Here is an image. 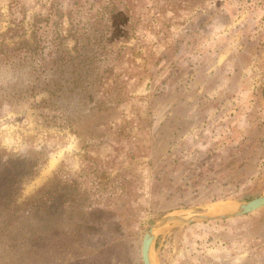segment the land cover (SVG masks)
I'll list each match as a JSON object with an SVG mask.
<instances>
[{"label":"rangeland","instance_id":"1","mask_svg":"<svg viewBox=\"0 0 264 264\" xmlns=\"http://www.w3.org/2000/svg\"><path fill=\"white\" fill-rule=\"evenodd\" d=\"M0 56V159L42 162L19 200L57 178L82 205L38 264H143L157 218L264 194V0H0ZM152 260L264 264V206L169 225Z\"/></svg>","mask_w":264,"mask_h":264},{"label":"trees","instance_id":"2","mask_svg":"<svg viewBox=\"0 0 264 264\" xmlns=\"http://www.w3.org/2000/svg\"><path fill=\"white\" fill-rule=\"evenodd\" d=\"M58 17V13L51 10L49 16L42 20L44 27L54 25L50 37L54 42L58 38L56 30L54 32ZM41 164L21 155L0 159V249L15 255L11 257L6 254L5 257L1 254V260L38 264L46 230L55 236L58 230H62L60 225L66 223V218L72 219L75 206H82L77 182L72 181L73 187H60L57 178L52 180L51 186H43L34 196L19 200L22 184L34 177Z\"/></svg>","mask_w":264,"mask_h":264},{"label":"water","instance_id":"3","mask_svg":"<svg viewBox=\"0 0 264 264\" xmlns=\"http://www.w3.org/2000/svg\"><path fill=\"white\" fill-rule=\"evenodd\" d=\"M214 205V204H213ZM264 206V194L254 198L222 203L214 205L211 210L202 211L207 206L190 207L182 212L169 213L157 218L145 231L141 241V260L143 264H154L152 260V250L154 240L159 232L169 225H184L192 222L225 219L238 217L253 212ZM193 211V212H191Z\"/></svg>","mask_w":264,"mask_h":264}]
</instances>
